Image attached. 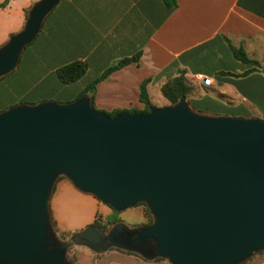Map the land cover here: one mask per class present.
<instances>
[{"label": "water", "instance_id": "1", "mask_svg": "<svg viewBox=\"0 0 264 264\" xmlns=\"http://www.w3.org/2000/svg\"><path fill=\"white\" fill-rule=\"evenodd\" d=\"M56 2L32 0L0 43V76ZM60 175L114 210L143 202L150 220L63 235L49 209ZM70 246L169 264H237L264 250V118L193 109L184 95L112 115L87 93L1 108L0 264H81Z\"/></svg>", "mask_w": 264, "mask_h": 264}, {"label": "crops", "instance_id": "2", "mask_svg": "<svg viewBox=\"0 0 264 264\" xmlns=\"http://www.w3.org/2000/svg\"><path fill=\"white\" fill-rule=\"evenodd\" d=\"M31 2L7 0L0 6V43L21 28ZM229 44L241 46L246 54L257 49L263 56L264 0H175L171 6L163 0H57L35 36L22 48L15 67L22 55L33 84L46 76L57 83L56 67L73 59L85 61V71L68 82L72 89L63 99L68 100L109 64L138 53L136 60L95 83L92 96L96 108H141L137 86L142 79L147 78L148 95L149 88H159L180 70L192 83L200 79L209 85L197 95L217 97L218 101L209 102L214 111L208 112L230 113L225 100L233 103L228 107L240 105L246 110L247 105L250 109L237 114L264 118V72L231 74L242 71L245 65L232 55ZM33 100L17 102L40 99ZM200 101L197 105L202 106ZM57 185L50 194L49 209L59 230L91 223L96 212L107 211L93 195L78 191L67 179H60ZM92 255L85 257L93 264H164L117 248ZM253 264H264V256Z\"/></svg>", "mask_w": 264, "mask_h": 264}, {"label": "rangeland", "instance_id": "3", "mask_svg": "<svg viewBox=\"0 0 264 264\" xmlns=\"http://www.w3.org/2000/svg\"><path fill=\"white\" fill-rule=\"evenodd\" d=\"M247 55H249L250 57H255L257 59L262 57V53L257 49L253 53ZM188 81L191 82V80L189 79ZM33 83H34V79L32 78V74H30V72L27 69H25L24 58L21 55L18 66L12 69L11 71H9L8 73L0 76V108L17 101H28V99H34L33 101H35L42 98L57 97V99L60 98L63 100L64 98L69 97L65 95H67V93L72 89L71 87L72 83H60L58 81L57 83H54V81L51 79L50 76H46L39 82H36V84ZM192 84L197 90L196 94L199 93L201 90L207 89L209 87V85H207L200 79H197L195 83ZM199 85H201V87H199ZM62 88L64 89L61 90ZM203 97L204 96H196V98L198 99H201ZM211 97L217 99L216 96L212 95ZM148 98L150 104L154 106H162L168 104L167 99L160 94L157 86L149 88ZM202 101L205 102V99H202L200 102ZM222 101L226 105V111H231L230 113H233V115H240L237 114L238 112L240 113V112L250 111L247 105L245 106L246 110H244L243 107L240 105L237 106L236 108L228 107L233 103L230 104V102H227L225 100ZM241 104L244 105L246 103L242 102ZM189 106H191V108L193 109H197L196 107L192 106L191 102L189 103ZM222 113H227V112H222ZM256 116L261 117L259 115ZM63 178L66 179L64 176H60L56 178L51 194H53V191L55 192L57 190L59 186L57 185L58 181ZM100 203L102 204V206H106L107 211L105 213H101V211L96 212L95 218L100 223H103L105 222L108 214L112 213V208L105 203L102 202ZM140 208H141L140 204L129 205L120 210H115L116 212H114V215L118 217V219H120L127 226L137 225L144 222V217L140 212ZM80 227H74L69 230L67 229L62 230L61 234L70 232ZM85 254L88 256H93L92 255L93 253L83 248H75L70 246L67 249V256L69 258L75 259L76 261L83 260L86 261L87 264H93L91 259H87L85 257L86 256ZM263 256H264V252L260 254H255L251 261H257ZM159 261H162L164 264H169L168 261L164 258L159 259Z\"/></svg>", "mask_w": 264, "mask_h": 264}, {"label": "trees", "instance_id": "4", "mask_svg": "<svg viewBox=\"0 0 264 264\" xmlns=\"http://www.w3.org/2000/svg\"><path fill=\"white\" fill-rule=\"evenodd\" d=\"M163 1L166 4V6H171V5L175 4V0H163ZM6 2H7V0H1L0 6H3ZM26 11H27V9L25 10V16H26ZM229 48L232 52V55L236 59H238L239 61L244 63V65H245V68L242 71L234 72L231 74L239 76V75H245L249 72L256 71V70H262L264 72V53H263L261 61H259L253 57L248 56L241 46H233V45L229 44ZM137 56H138V53H135L132 56H123V57L117 59L116 61L112 62L107 67H105L95 78H93L89 83H87L77 93V96L82 94V93H87L92 106H94L92 94H93L95 83L99 79L104 78L110 71H112L116 68H119L120 66L127 63L130 60H136ZM85 69H86V62L85 61L73 59L71 61H68V62L56 67L54 69V74H55V77L58 79V81H60L62 83H68V82L73 81L76 78H78L85 71ZM146 82H147V78H144L138 83V86H137V97H138L139 101L142 102L141 108H137V107H127V108L114 107V108H111L109 110H104V109H100V110L105 111L108 115H112V114L119 112V111L130 112V111L147 110V106L150 105V102H149V98H148V95H147V92L145 89V83ZM158 89H159L160 94L167 99L168 103H172L180 95H184V97L188 100V102L189 103L191 102L192 106L196 107L197 109H199L201 111H214L213 109L210 108L209 102L218 101L214 97L204 96L203 98H201V100L205 99V102L202 101L203 105L202 106L197 105L196 101L200 100V99L196 98V96L199 93L196 94L197 90L195 89L193 84L188 81V78L183 74V71H180V70L178 71L177 74L170 76L166 80H164L159 85ZM60 176H58V177H60ZM136 204L141 205L140 212L144 217V222H148L150 220V213H149L147 207L145 206V204L143 202H137ZM114 212H116V211L114 209H112V213L108 214L105 222H103V223H100L99 221H97L96 218H94L91 221V223L99 224L103 228H105L108 224H110V223H112L118 219V217H116L114 215ZM51 221L54 224V220L52 219V217H51ZM124 251L136 254V253L131 252L129 250H124ZM263 252H264V250H258L257 252H255L254 254L250 255L245 260H243L237 264H253V263H255V261H251V260L254 257V255L260 254ZM159 259H161V257L157 256L153 260L155 261V260H159Z\"/></svg>", "mask_w": 264, "mask_h": 264}]
</instances>
